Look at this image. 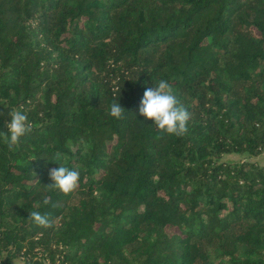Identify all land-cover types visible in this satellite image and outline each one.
Segmentation results:
<instances>
[{
	"label": "trees",
	"instance_id": "16d2710c",
	"mask_svg": "<svg viewBox=\"0 0 264 264\" xmlns=\"http://www.w3.org/2000/svg\"><path fill=\"white\" fill-rule=\"evenodd\" d=\"M160 80L183 136L139 114ZM13 110L32 131L0 140V264H264V0H0V131Z\"/></svg>",
	"mask_w": 264,
	"mask_h": 264
},
{
	"label": "clouds",
	"instance_id": "9594fccd",
	"mask_svg": "<svg viewBox=\"0 0 264 264\" xmlns=\"http://www.w3.org/2000/svg\"><path fill=\"white\" fill-rule=\"evenodd\" d=\"M124 111L125 109L119 102H114L110 106L109 114L111 117L121 119ZM138 111L145 120H151L162 133L179 137L188 131L187 123L190 119V113L176 97L172 86L165 80H160L156 86L144 91ZM9 116L10 119L6 124L7 131H0V140L9 151H13L15 147L19 146L21 138L31 133L32 125L28 122L27 116L20 110L11 111ZM62 158L61 153H56L54 161L58 162L60 166L49 170V177L52 182L46 186L48 190H59L67 195L77 189L80 172L62 166L60 163ZM50 203V198L45 196L43 204L48 205ZM29 216L38 226L51 227L49 219L39 212L33 211Z\"/></svg>",
	"mask_w": 264,
	"mask_h": 264
},
{
	"label": "rangeland",
	"instance_id": "374dc122",
	"mask_svg": "<svg viewBox=\"0 0 264 264\" xmlns=\"http://www.w3.org/2000/svg\"><path fill=\"white\" fill-rule=\"evenodd\" d=\"M239 157H241V155L236 154V153H226V154L223 155L224 159H231V160H236ZM251 159L256 160L260 164H264V148L262 149V151L258 155H255V156L251 157ZM166 228H167L168 231L175 230L174 227L167 226ZM10 261L14 262V263L22 264V258L20 256H12L10 258Z\"/></svg>",
	"mask_w": 264,
	"mask_h": 264
}]
</instances>
